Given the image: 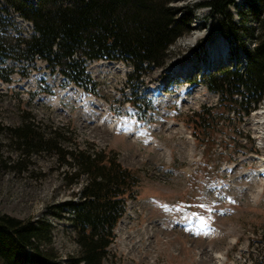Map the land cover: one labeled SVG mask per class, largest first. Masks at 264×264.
Masks as SVG:
<instances>
[{
	"label": "rangeland",
	"instance_id": "374dc122",
	"mask_svg": "<svg viewBox=\"0 0 264 264\" xmlns=\"http://www.w3.org/2000/svg\"><path fill=\"white\" fill-rule=\"evenodd\" d=\"M206 1L179 0L172 7L184 16L189 11L183 9ZM3 6L0 2V9ZM9 11L21 35L32 34L31 23ZM248 11L247 0H236L228 10L235 23L255 25L251 16L245 20ZM227 35L221 16L199 8L190 32L171 47L166 65L151 70L139 89L127 87L129 65L115 62L97 68L100 63H91L87 73L98 97L73 85L64 88V78L51 75L40 60L36 68L8 64L15 72L7 73L10 83L0 80L4 127L32 122L42 136L58 139L66 149L115 153L124 167L142 178L138 198L127 203L104 264H264V178L258 175L264 162V101L236 131L238 120L232 121V129L222 128L223 146L219 133L211 151L194 140L186 125L188 116L218 101L200 83L202 77L247 62L239 49L231 59L232 45L237 44ZM221 38L230 53L227 47L219 63L206 64L204 72L199 57L209 59L208 52ZM187 66L194 68L191 72L200 71L179 75ZM195 79L198 83L186 85ZM131 99L140 112L128 102ZM90 100L98 105H88ZM148 110L144 122L137 121ZM258 113L263 120L256 123L253 116ZM226 146L223 157L219 153ZM60 163L56 154L25 152L9 133L0 136V213L35 222L46 219L53 226L54 252L62 264H69L79 256L80 245L72 212L64 204L79 200L86 176L70 186Z\"/></svg>",
	"mask_w": 264,
	"mask_h": 264
},
{
	"label": "trees",
	"instance_id": "16d2710c",
	"mask_svg": "<svg viewBox=\"0 0 264 264\" xmlns=\"http://www.w3.org/2000/svg\"><path fill=\"white\" fill-rule=\"evenodd\" d=\"M177 1L0 0L5 5L0 9V80L11 82L7 73L15 71L8 69L9 63L36 68L41 60L51 75L59 73L64 78V86L73 84L98 96L87 69L90 63L105 60L129 65L132 72L127 87L137 90L151 70L166 65L171 47L190 32L196 11L208 8L221 16L227 38L237 44V48L232 45V60L237 49L247 58L246 65L222 68L200 81L218 95V101L188 116L186 125L196 142L202 141L211 151L223 134L222 128L230 130L232 121L238 120L236 131L264 100V0H247L249 15L245 20L251 16L255 25L233 21L228 10L236 0L202 2L183 9L189 11L184 16L172 7ZM9 9L33 24L31 35H21ZM248 39L252 46H247ZM41 92L52 93L47 89ZM35 96L31 94L30 99ZM134 106L139 111L137 103ZM214 109L219 111L214 113ZM5 132L25 152L58 155L60 165L66 167L64 180L70 186L86 176L79 200L64 204L72 212L80 245L79 256L71 258L69 264H104L127 203L138 198L142 184L139 173L124 167L113 152L106 154L91 147L66 149L58 139L42 136L32 122L17 128L0 122V136ZM220 138L223 143L224 135ZM0 264H62L53 248V226L46 219L35 222L0 213Z\"/></svg>",
	"mask_w": 264,
	"mask_h": 264
},
{
	"label": "bare ground",
	"instance_id": "6f19581e",
	"mask_svg": "<svg viewBox=\"0 0 264 264\" xmlns=\"http://www.w3.org/2000/svg\"><path fill=\"white\" fill-rule=\"evenodd\" d=\"M23 19V18H22ZM24 20V19H23ZM25 21V20H24ZM25 22H28V21H25ZM28 23H30V22H28ZM31 25L33 26V24L31 23ZM33 29H34V26H33ZM222 39V38H221ZM227 46H228V42L225 40H220V41H218L217 43H215L214 45H213V48H214V50H212L211 52H208V57H209V65H212V67L213 66H215L217 63H219V59L218 58H223L225 55H226V53H228V52H226V48H227ZM97 63H100V64H98V65H96V67L97 68H104V67H108V64H109V66H111V65H116V63L115 62H110V63H107L106 64V62H104V61H101V62H97ZM115 68V67H114ZM190 68H191V66H190ZM189 68V66H187L186 67V69L187 70H184L183 72H182V74H185V73H187V72H191L192 71V69H194V68H191L190 69ZM116 69V68H115ZM190 69V70H189ZM78 96L80 97L81 96V94L79 93L78 94ZM97 104L96 103V101H93V100H90V101H88L87 102V104L88 105H92V104ZM98 105V104H97ZM96 105V106H97ZM253 118H254V122H256V123H258L260 120L262 121L263 120V114L261 113H258V114H255L254 116H253ZM263 164V163H262ZM260 178V177H259ZM261 179V178H260ZM223 258V256H222V254L221 255H218V259H222Z\"/></svg>",
	"mask_w": 264,
	"mask_h": 264
}]
</instances>
